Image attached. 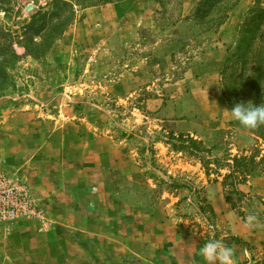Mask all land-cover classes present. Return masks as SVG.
<instances>
[{
	"label": "rangeland",
	"instance_id": "rangeland-1",
	"mask_svg": "<svg viewBox=\"0 0 264 264\" xmlns=\"http://www.w3.org/2000/svg\"><path fill=\"white\" fill-rule=\"evenodd\" d=\"M104 1L0 0V124L53 95L56 119L108 137L132 160L141 181H117L130 210L159 208L200 233L219 224L205 196L219 183L243 220L264 221V124L246 129L224 111L261 104L264 0ZM12 178L32 213L0 222H49L26 177ZM210 234L235 243L221 227ZM78 235L47 232L21 246V232L0 264H165L90 235L80 246Z\"/></svg>",
	"mask_w": 264,
	"mask_h": 264
},
{
	"label": "crops",
	"instance_id": "crops-1",
	"mask_svg": "<svg viewBox=\"0 0 264 264\" xmlns=\"http://www.w3.org/2000/svg\"><path fill=\"white\" fill-rule=\"evenodd\" d=\"M54 100L47 94L28 111L15 114L6 127L0 124V173L25 176L49 219L42 224L20 220L12 228L0 222V259L5 256L8 261L6 253L19 244L21 232V246H25L41 243L47 232L70 231L75 239L78 234L84 239L90 235L93 241L103 239L139 259L151 261L165 255V264H224L220 258L209 262L200 255L206 243L216 242L206 235H214L221 227L224 237L239 241L221 244L231 251L228 264H264V221L258 217L243 220L226 203L219 183L205 190L219 224L200 233L178 224L180 219H167L159 208L146 214L130 210L120 199L117 181L123 185L141 181L132 160L108 137L56 119L62 111L51 109ZM111 234L119 241H113Z\"/></svg>",
	"mask_w": 264,
	"mask_h": 264
},
{
	"label": "clouds",
	"instance_id": "clouds-1",
	"mask_svg": "<svg viewBox=\"0 0 264 264\" xmlns=\"http://www.w3.org/2000/svg\"><path fill=\"white\" fill-rule=\"evenodd\" d=\"M224 111L228 112L231 119L246 129H254L264 124V103L256 106L252 101L238 102L231 110L225 109ZM200 255L209 262L220 258L224 264H228L231 251L224 248L219 242L209 241L200 249Z\"/></svg>",
	"mask_w": 264,
	"mask_h": 264
},
{
	"label": "built area",
	"instance_id": "built-area-1",
	"mask_svg": "<svg viewBox=\"0 0 264 264\" xmlns=\"http://www.w3.org/2000/svg\"><path fill=\"white\" fill-rule=\"evenodd\" d=\"M29 199L27 190L19 185L17 178L0 173V220L10 221L9 218L31 214Z\"/></svg>",
	"mask_w": 264,
	"mask_h": 264
},
{
	"label": "trees",
	"instance_id": "trees-1",
	"mask_svg": "<svg viewBox=\"0 0 264 264\" xmlns=\"http://www.w3.org/2000/svg\"><path fill=\"white\" fill-rule=\"evenodd\" d=\"M113 1H117V0H105L104 2L105 3H112ZM120 1V0H119ZM94 6V5H93ZM239 48V47H238ZM264 68H262L261 69V72H260V76H258V79L256 80V86L257 87H259V86H261L262 88H264ZM260 90V92H261V100H260V103H264V90L262 89H259ZM259 92V93H260ZM251 95V94H250ZM264 139V138H263ZM187 143H188V145H190L191 146V148H193V149H200L201 148V143L200 142H196V141H194V140H192V139H188L187 138ZM238 161V159H236V158H233L232 159V163H233V167H232V172H231V174H230V176H229V178H232L233 179V181H234V178H233V175H234V169H235V166H236V162ZM241 195V194H240ZM233 241L236 243V244H239V241L237 240V239H233Z\"/></svg>",
	"mask_w": 264,
	"mask_h": 264
}]
</instances>
